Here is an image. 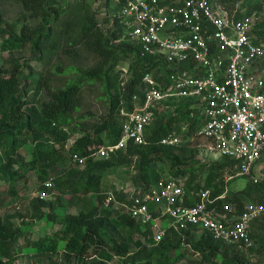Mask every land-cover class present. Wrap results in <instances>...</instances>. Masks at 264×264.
Returning <instances> with one entry per match:
<instances>
[{
	"label": "trees",
	"instance_id": "trees-1",
	"mask_svg": "<svg viewBox=\"0 0 264 264\" xmlns=\"http://www.w3.org/2000/svg\"><path fill=\"white\" fill-rule=\"evenodd\" d=\"M2 1L0 35L9 34L2 46L7 48L11 43L21 47L29 44L33 56L26 59L11 56L0 65V191L2 184L6 183L8 191L18 198L17 183L20 179L26 181L27 173L32 170L42 183L39 192L44 191L49 173L69 159L74 164L65 168L61 177L50 180L54 182L52 189L57 187L59 195L64 191L76 194L95 192L99 204H92L88 209L81 208L77 213L65 212L57 200L47 202V196L41 197L39 194L29 206L30 219L36 223L33 225L35 230L40 231L47 222L56 223L60 215L64 219L60 228L36 238L30 235L33 227L26 229L17 224L14 221L16 216L0 215V264H8L23 250L35 256L45 255L49 259L48 262L36 264H62L52 260L53 256L61 258V255L66 261L74 260L79 264H107L104 259H89V251L91 248L101 250L111 244L112 251L122 264H173L186 255L182 249L187 247L194 253L201 252L202 258L207 261L225 254L220 264H251L243 259L242 253L253 250V247L238 249L214 239L208 231L198 226L182 231L168 227L165 237L156 242L152 231L144 229L128 213H119L118 210L123 208L121 203H129L126 194H117V198L114 196L107 203L111 195L103 194L101 184L106 171L113 167L135 169L133 183L137 188L136 195L143 194L152 184L165 177L153 167L152 164L157 162H169L172 175L177 180L182 179L189 189L204 186L212 188L215 194L222 192L226 186L223 177L215 180L221 175L220 171L231 166L234 173L228 159H219L212 163L209 174L203 180L191 174L196 167L186 166L188 162L185 161L200 150L198 139L193 141L191 137L200 128L202 119L198 115H190L187 102H177L172 109L156 111L154 121L146 129L147 143L136 145L130 142L125 151L116 150L109 158L94 155L100 148L119 141L122 132L121 109H133V96L142 94V76L152 68L147 65V58L140 57L136 47L115 41L124 29L119 5L112 6L110 0H101V5L108 7L110 14L99 20V11L91 9L97 0H69L65 4L58 0H17L29 15L22 14L9 28H3ZM239 1L244 2V6ZM219 2L235 8L239 19L253 13L258 15L264 5V0ZM31 16L39 19V22L35 26L24 22L20 33L16 32V25ZM102 22L109 23L107 30L101 28ZM254 35L255 40L263 42L264 30L258 29L257 25ZM81 49L96 56L99 59L97 63L83 68L74 62L71 65L63 63V56L72 58L75 56L73 53H79ZM129 59L132 61V77L126 80L121 77L118 66ZM34 60L43 63L46 70H41L39 78L35 80L36 86L28 88V83L22 82V75L25 79L29 76L23 74L24 69L33 74L31 62ZM62 73L72 75L60 87L52 86V74ZM96 82H102L110 107L109 114L100 124L79 123L77 119L83 116L75 113L81 108L80 93L85 84ZM40 91H45V94L39 96ZM185 126L187 128L183 129ZM170 132L184 134L180 145L162 144V138ZM74 133L79 135L67 148ZM29 142L33 146L31 150L24 148ZM66 149L69 150L68 158ZM74 154L86 158L84 166L74 160ZM206 165L201 164L200 167ZM246 201L264 204V182H250L241 190H229L226 198L219 202L231 203L240 211ZM20 217L23 224L28 226L24 216ZM105 230L111 235L108 236ZM136 233L143 237V241L137 240V250H131L128 236ZM197 233L200 235L196 240L194 234ZM22 234L25 245L17 246ZM252 236L264 239V215L254 222Z\"/></svg>",
	"mask_w": 264,
	"mask_h": 264
},
{
	"label": "built area",
	"instance_id": "built-area-1",
	"mask_svg": "<svg viewBox=\"0 0 264 264\" xmlns=\"http://www.w3.org/2000/svg\"><path fill=\"white\" fill-rule=\"evenodd\" d=\"M110 1L119 5L124 25L115 41L136 47L152 68L142 76V94L133 96V109H121L119 141L94 155L109 158L116 150L125 151L130 142L147 143L146 129L156 111L187 102L190 115L202 119L191 140L198 139L200 150L228 159L234 168V173L223 177L226 186L218 194L209 187L189 189L180 179L163 177L121 206L152 231L156 242L165 237L168 227L182 231L198 226L223 243L252 248V227L264 215V204L246 201L239 211L219 201L226 198L235 177L264 182V42L255 40L258 15L239 19L235 8L219 0ZM121 77L130 79L131 71L121 70ZM183 137L170 132L161 142L177 146ZM73 158L80 166L86 163L78 154ZM45 184L41 197L54 187L53 181Z\"/></svg>",
	"mask_w": 264,
	"mask_h": 264
},
{
	"label": "rangeland",
	"instance_id": "rangeland-1",
	"mask_svg": "<svg viewBox=\"0 0 264 264\" xmlns=\"http://www.w3.org/2000/svg\"><path fill=\"white\" fill-rule=\"evenodd\" d=\"M58 1L61 2L62 4H65L69 0H58ZM238 3L241 6L242 4L244 6V2L241 3L239 1ZM1 9L3 10V19H5V22L3 23L4 27L2 26L3 28L6 27L9 28V25L14 23L13 21H16V19L22 14L26 13L27 15H29L27 11L25 12L23 10L22 5L19 2H17V0H3L1 2ZM91 9L93 10L96 9L99 11L97 14L99 20H103L104 16L110 14V12H108L109 8L106 6H102L101 3L99 2H94L93 6H91ZM258 13L259 14L256 18L257 28L258 29L262 28L264 30V5H262ZM24 22L26 24L35 26V24L39 22V19L33 18V16L29 17L28 19H23V21H21L20 23H18V25H16L15 28L16 32L20 33L21 26L23 25ZM101 26L103 31L107 30L109 27V23H103ZM8 37H9L8 33L5 34L3 33L2 35H0V65H2L11 56H15L23 59L33 56V53L31 51V46L29 44L23 45L21 47L19 46L17 47L15 45H11L10 43L7 48L3 47L2 43L6 41ZM73 54H75V56L72 58L63 56V63L65 65H71L74 62L77 66L81 68L85 66L92 67L99 60L96 56L88 54L83 49H81L79 53H73ZM54 61L55 60H52V62ZM131 62H132L131 59H129L128 61L121 63L118 66V68H120L122 72H126V69L130 72L132 70ZM31 64L34 68L33 74L31 75L28 70L24 69L23 74H29V76L25 79L24 75H22L23 78L22 82L23 84L27 82L28 88H34L36 86L35 80L39 78L41 70H46L44 69L45 66H43V63L37 60L32 61ZM8 66L9 65H7V67ZM71 75L72 73L52 74L50 84L54 87H60L61 85L64 84L65 80ZM101 84L102 82H96L95 84L92 85L85 84V86L83 87L80 93L81 108L75 113L76 115L83 117H81V119H77V122L79 123L82 122L88 125L100 124L104 120V117H106L109 114L110 107L105 96L104 88L101 86ZM33 91L31 94H33ZM31 94L29 95V97L31 96ZM39 94H40L39 96L44 95L45 91H40ZM104 134L105 133L103 132V135ZM78 135H79L78 133H74L71 135V138L67 143V148L70 147V145L74 142V140L78 137ZM32 147L33 146L30 142L24 146V148L27 150H31ZM65 153L67 154V158H68L69 150L66 149ZM215 157L216 155L214 154H210L202 150H198L192 157L190 156L189 159L186 160L185 162H188V164L186 165L188 167L189 166L196 167L195 169H193V172H191V174L196 176L197 179L203 180L209 174L212 163L219 161V159ZM71 164H74V162L70 163L69 159L65 163L64 162L60 163L56 170L51 171L49 173L47 181L53 180L57 177H61L63 175L65 168L69 167ZM201 164H207V165L201 168L200 167ZM152 165L158 172L164 174L163 176L174 177V175H172V169L169 162L167 161L157 162ZM186 166L183 165V167ZM220 173L221 175H218L215 178L216 181L224 177L226 174L232 173V167L226 166L224 169L220 171ZM134 175H135V169L133 167L125 168L124 166L123 167L119 166L108 169L103 177L101 184V189L103 194L111 195L112 198L114 196L117 198V194L120 193L126 194L128 197H131L137 191V188L133 183V179L135 178ZM26 178H27L26 181L24 179H20L17 183V191L19 196L18 198L14 194L8 191V185L6 183L2 184V190L0 191L1 192L0 215L1 216H4L6 214L14 215L16 216L14 218V221L17 224H20L22 227L29 229L36 224L30 219L29 206L31 201L40 194L39 190H42L41 189L42 183L39 181L37 174L34 170L29 171L27 173ZM248 184H250L248 177L238 176L229 182L228 187L230 190L237 191L243 189ZM59 194L60 191L57 187L54 188L52 191H49V194L47 195V202L57 200L58 204L64 207L65 212L77 213L80 211L81 208L88 209L92 204H96V205L99 204L98 195L95 192H90L87 194L81 192L80 194H76L70 191H64L62 192V195ZM75 197H78L81 200L77 201ZM124 209H125L124 207L119 210L116 208V210H118L119 213L121 212L126 213ZM20 215L24 216L25 218L24 220L25 222L28 223L27 224L28 226H25L23 224V221L21 220L22 217H20ZM63 219L64 217L60 215L56 223L52 224L51 222H47L40 231L35 230V228L33 227L32 229L34 231L31 232L30 234L31 237L36 238L40 234L43 235L46 232L51 233L54 230H57L58 228L61 227V223L63 222ZM105 232L108 234V236L111 235L106 230ZM199 235L200 233L194 234L196 240L199 239ZM128 238H129V244L131 250H137L138 248L136 244L137 240L143 241V237L139 233H136L133 236L129 235ZM254 241H255L253 246L254 249L242 253L243 259L251 264H264V239L256 236L254 237ZM23 245H25V243L22 234V236L19 238L17 246H23ZM111 246L112 244L108 245L107 247L101 250L100 249L96 250L95 248H91L89 251L91 257H89V259H93V260L104 259L106 260L107 264H122L120 263L121 259L118 257V255L114 254ZM182 250L186 252V255L181 260L173 264H220V260L222 258H225L226 256L225 254H223L222 256L220 255L219 258H215V259H211L210 261H207L202 258L201 252L194 253L191 251L189 247H187V249L183 248ZM52 260L54 261L58 260V263L62 262V264H79L74 260L66 261L62 255L61 258L53 256ZM40 261L48 262L49 259L45 255L40 254L35 256V255H31L28 251L23 250L19 254H17L12 261L8 262V264H36L37 262Z\"/></svg>",
	"mask_w": 264,
	"mask_h": 264
}]
</instances>
